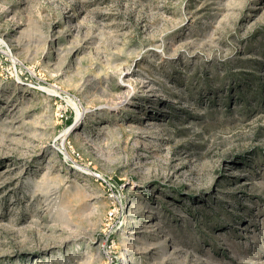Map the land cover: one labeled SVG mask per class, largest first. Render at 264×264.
<instances>
[{
	"label": "rangeland",
	"instance_id": "obj_1",
	"mask_svg": "<svg viewBox=\"0 0 264 264\" xmlns=\"http://www.w3.org/2000/svg\"><path fill=\"white\" fill-rule=\"evenodd\" d=\"M0 264H264V0H0Z\"/></svg>",
	"mask_w": 264,
	"mask_h": 264
},
{
	"label": "bare ground",
	"instance_id": "obj_2",
	"mask_svg": "<svg viewBox=\"0 0 264 264\" xmlns=\"http://www.w3.org/2000/svg\"><path fill=\"white\" fill-rule=\"evenodd\" d=\"M78 112H79V111H78ZM78 112H77V113H78ZM83 113H84V112H83ZM78 114H79V113H78ZM80 115H81V114H80ZM80 115H79V116H80ZM79 116H78V117H79ZM76 117H77V116H76ZM65 132H66V131H65ZM68 134H69V133H68ZM66 135H67V134H66Z\"/></svg>",
	"mask_w": 264,
	"mask_h": 264
}]
</instances>
